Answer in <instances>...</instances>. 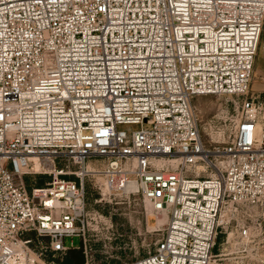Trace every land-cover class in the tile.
Listing matches in <instances>:
<instances>
[{"label": "built area", "instance_id": "1", "mask_svg": "<svg viewBox=\"0 0 264 264\" xmlns=\"http://www.w3.org/2000/svg\"><path fill=\"white\" fill-rule=\"evenodd\" d=\"M262 30L264 0H0V264H95L91 178L165 220L121 264H264ZM207 97L231 109L219 139ZM37 173L52 176L29 187Z\"/></svg>", "mask_w": 264, "mask_h": 264}, {"label": "rangeland", "instance_id": "2", "mask_svg": "<svg viewBox=\"0 0 264 264\" xmlns=\"http://www.w3.org/2000/svg\"><path fill=\"white\" fill-rule=\"evenodd\" d=\"M260 95L264 96V92ZM201 102L199 110L203 121V132L213 139H219L220 128L224 125V119L231 109L225 104L224 99L207 97ZM51 176L52 174L47 173L26 175L24 181L29 187H41L51 179ZM70 177L76 179L74 175ZM84 190L88 211L85 238L87 248H91L87 252L96 262L95 264L129 263L154 249L155 243L162 237L165 220L156 215L140 196L127 195L123 191H109L100 179L92 178L84 180ZM30 236L32 234L28 237ZM71 242L74 246L81 245L79 238L64 239L66 245ZM222 242L223 237H220L214 253L221 251ZM230 258L216 264H235L238 260L233 259V256ZM49 259L55 264L63 262V259L57 256ZM84 260L82 256L80 264H83Z\"/></svg>", "mask_w": 264, "mask_h": 264}, {"label": "crops", "instance_id": "3", "mask_svg": "<svg viewBox=\"0 0 264 264\" xmlns=\"http://www.w3.org/2000/svg\"><path fill=\"white\" fill-rule=\"evenodd\" d=\"M250 89L253 93L264 92V30H262L259 47L255 56L253 79ZM82 256L83 253L80 249L70 250L63 257L62 264H80Z\"/></svg>", "mask_w": 264, "mask_h": 264}, {"label": "bare ground", "instance_id": "4", "mask_svg": "<svg viewBox=\"0 0 264 264\" xmlns=\"http://www.w3.org/2000/svg\"><path fill=\"white\" fill-rule=\"evenodd\" d=\"M35 168H38V164L36 163L35 164ZM134 187H132V189H133ZM108 190V189H107ZM159 219V217H157V220Z\"/></svg>", "mask_w": 264, "mask_h": 264}, {"label": "trees", "instance_id": "5", "mask_svg": "<svg viewBox=\"0 0 264 264\" xmlns=\"http://www.w3.org/2000/svg\"><path fill=\"white\" fill-rule=\"evenodd\" d=\"M82 255V254H81ZM83 261V260H82Z\"/></svg>", "mask_w": 264, "mask_h": 264}]
</instances>
